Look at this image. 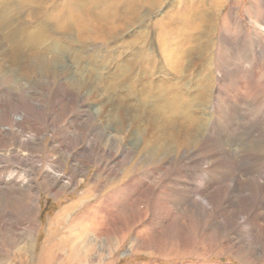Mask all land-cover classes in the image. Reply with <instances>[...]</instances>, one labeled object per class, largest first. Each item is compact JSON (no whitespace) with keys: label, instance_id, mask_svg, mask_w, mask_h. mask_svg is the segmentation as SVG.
Here are the masks:
<instances>
[{"label":"bare ground","instance_id":"1","mask_svg":"<svg viewBox=\"0 0 264 264\" xmlns=\"http://www.w3.org/2000/svg\"><path fill=\"white\" fill-rule=\"evenodd\" d=\"M164 2L166 0H0L2 97L10 96L8 98L15 101L16 95L21 94V103H27L38 113L48 103L55 107L59 101L70 102L82 95L92 99L103 96L99 103L101 112L116 115L120 120L116 133L124 134V138L132 137L134 134L128 135L125 128L129 125L138 134L133 137V148L126 155L138 169L144 171L146 167L157 165L166 173L169 163L179 164L182 156L200 158L199 166H205V176L198 175L199 180L191 183L195 184L194 192L206 200L208 208L218 216L230 208L237 216L241 215L246 225H264V114L252 111L247 103L249 98L246 102L242 96V86L251 84L250 76L244 58L234 52L231 26L222 27L220 37L215 38L219 25L217 11H214L220 3L217 0H186L183 4L174 0L153 22L152 13ZM254 15L249 11L252 32L256 22ZM232 16L229 13L230 19ZM153 27L158 29L159 48L151 44ZM219 45L222 54L216 50ZM104 46L106 53L102 55ZM219 59L223 61L222 74L216 64ZM13 77L21 80V86L12 83ZM117 97L122 102L118 103ZM1 99L5 103V98ZM134 100L138 102L131 106ZM125 101L132 103L127 105ZM204 112L207 115L203 116ZM11 114L17 121L15 113ZM32 116L21 109L19 125L23 127L24 121ZM97 118L91 115L89 121L95 124ZM44 122L52 126L55 121L53 118ZM204 126L209 128L211 136L207 130L200 131ZM91 132L94 140L87 148L96 151L98 140L102 141L104 135L98 128ZM139 144L143 147L138 148ZM144 175L140 173L141 178ZM204 178H210L212 187L203 182ZM106 191L107 185L97 188L92 183L76 203L59 210L37 264H49L55 256L59 264H67L68 260L79 264L87 245L85 237L90 232L95 236L101 232L108 239L119 237L123 230L119 229V217L121 219L123 212L115 214L111 199L100 206L109 217L108 222L90 226L88 216L74 214L72 227H66L68 230L78 224L88 226L63 237L57 231V226L68 224L66 215L79 209L85 201L105 195ZM246 200L255 204L249 211L246 209L249 206L244 205ZM192 204L199 206L195 200ZM134 211L139 213L137 208ZM91 212L86 214L89 218ZM259 234L262 236V229L256 231L255 246L246 248L248 254L255 255L254 261L237 256L238 260L254 263L264 259V238ZM58 236V242L53 245L59 253L54 254L51 242ZM4 237L0 232V264H8L15 252L17 257L21 255L18 248L21 234L10 240Z\"/></svg>","mask_w":264,"mask_h":264},{"label":"rangeland","instance_id":"2","mask_svg":"<svg viewBox=\"0 0 264 264\" xmlns=\"http://www.w3.org/2000/svg\"><path fill=\"white\" fill-rule=\"evenodd\" d=\"M184 1L186 0H179L182 4ZM222 1L217 0L220 3L214 9L219 22L214 36L219 38L223 28L231 26V37L235 39L234 52L242 55L250 76L248 80L251 84L242 86V96L246 102L249 98L247 103H250L252 111H260L262 115L264 0ZM171 4H174V0H166L161 8L152 13L151 20H158ZM249 11L256 16L253 32ZM229 13L233 14L232 19L229 18ZM157 30L156 27L152 29L151 44L155 48H159ZM221 47H216L220 54ZM102 49L103 55L106 53L105 46ZM216 64L221 73L222 59L217 60ZM227 67L226 64L225 71L228 70ZM17 80V77H13L12 83H20L21 86V80ZM3 94L0 90V232L3 237L6 235L7 240L21 234V243L18 245L21 255L17 257V253H13L15 256H12L8 264H37L42 248L46 245L48 231L53 229L50 225L59 210L76 203L92 183L97 188L107 185L105 195L85 201L79 209L66 215L68 219L65 218V221L67 219L68 224L57 226L59 236L76 233L88 226L85 223L78 224L68 230L66 227L72 225L70 222L75 215L88 216L90 226L101 221L108 222L109 217L102 212L100 206L109 199L115 207L116 215L123 212V217H119V229L122 227L123 230H120L118 236L125 235L108 239L101 232L99 236L90 232L85 237L87 245L80 255L82 262L79 264H264V259L244 263L236 258L238 256L249 262L254 261L255 255L253 252L248 254L246 248L255 246L256 231L262 229L263 234L259 235L264 238V225L250 227L244 223L241 215L237 216V212L230 208L221 211L218 216L209 209L206 200L194 192L193 187H196L191 182L199 180L198 175L205 176V166H199L202 159H191L186 155L178 160L179 164L169 163L166 173L157 165L146 167L143 171L126 158L128 151L133 148V137L138 134L129 125L125 128L128 135L134 134L132 137L124 138V134L116 133L120 120L116 115L101 112L102 106L99 103L103 96L92 99L82 95L70 102L59 101L55 107L48 103L42 112L36 113L27 103H21V94L16 95L18 98L15 101L8 98L10 96L2 97ZM1 98H5V103ZM115 100L122 102L119 97ZM134 102L138 101L126 104L132 103L133 106ZM21 109L36 117L27 118L23 127L19 125ZM11 112L15 113L13 115L15 119L18 118L17 121L11 117ZM91 115L98 116L95 124L89 121ZM204 115L207 114L204 112ZM53 118L55 122L52 126L44 122ZM205 126L200 131L207 130L210 135L209 128L205 129ZM94 128L101 129L104 135L102 141L98 140L100 144L96 151L87 148L94 140L91 132ZM111 136H115L114 139ZM140 147L143 145L139 144L138 148ZM140 173L145 175L141 178ZM203 182L211 184L210 178H204ZM108 194L114 199L109 198ZM193 200L199 206L194 207ZM97 204L99 206L95 209ZM244 205L249 206L246 208L249 211L255 204L246 200ZM135 208L139 213L134 211ZM89 210H92L90 218L86 215ZM59 236L51 242L54 254L59 253L53 245L58 242ZM49 264H59L58 257L52 258ZM67 264L78 263L68 260Z\"/></svg>","mask_w":264,"mask_h":264}]
</instances>
